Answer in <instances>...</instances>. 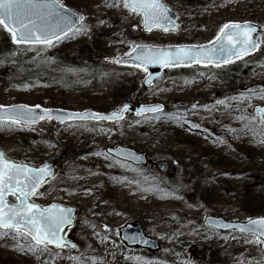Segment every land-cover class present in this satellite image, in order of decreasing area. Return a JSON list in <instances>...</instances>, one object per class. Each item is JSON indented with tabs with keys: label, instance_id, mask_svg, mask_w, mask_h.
Wrapping results in <instances>:
<instances>
[{
	"label": "rangeland",
	"instance_id": "1",
	"mask_svg": "<svg viewBox=\"0 0 264 264\" xmlns=\"http://www.w3.org/2000/svg\"><path fill=\"white\" fill-rule=\"evenodd\" d=\"M68 1L77 6L66 4L83 17L82 23L48 45L50 53L71 49L70 59L79 58L100 70L94 69L87 80L80 78L83 84L68 82L69 78L58 82L53 71L44 78L13 82L9 71L0 72V104H57L80 111L98 110L107 103L114 109L124 102H110L114 92L138 85L134 92L145 102L161 103L166 110L163 116H128L114 125L0 127V150L6 158L34 165L58 158L57 178L32 201L43 207L74 206L78 211L68 233L77 250L57 252L35 245L22 233L0 231V264H264V244L256 237L218 233L203 221L207 215L227 221L249 218L232 183H252L264 190V139L259 137L264 125L253 114L254 107L264 103V91L246 92L264 86V40L252 57L224 67L194 66L189 73L168 71L147 91L141 90L140 70L114 77L112 72L120 69L104 62L139 43L178 45L188 37L195 44L208 42L225 23L249 21L250 13L264 25V0H162L179 16L180 27L171 33L144 32L141 16L125 8L123 0ZM7 36L0 27V40ZM178 101L187 107L169 108ZM116 145L145 153L147 164L133 170L111 160L104 150ZM161 162L168 163L164 172L157 167ZM205 191L216 195L204 201ZM126 223H139L160 249H126L118 239V228Z\"/></svg>",
	"mask_w": 264,
	"mask_h": 264
},
{
	"label": "snow or ice",
	"instance_id": "2",
	"mask_svg": "<svg viewBox=\"0 0 264 264\" xmlns=\"http://www.w3.org/2000/svg\"><path fill=\"white\" fill-rule=\"evenodd\" d=\"M124 7L142 14L145 28L149 31L153 27H160L162 22L167 20L168 10L160 0H125ZM55 8H63V5L55 4L51 0H0V27L11 34L14 43L51 45L52 41L59 40L66 30L71 31L73 24L70 16L54 13ZM167 30L164 28V31ZM255 31L256 29L247 23H225L216 37L218 47L209 50L178 48L173 53L136 47L132 49L136 53L133 59L137 63L134 66L141 67L158 62L174 67L184 59L212 62V55L209 53L218 55L228 63L232 57L240 58L259 47L260 42L253 38ZM258 111L264 113V109ZM45 115H48L47 110ZM120 116L121 113H114L110 117L97 118L119 119ZM43 118L44 116L40 117ZM4 119L18 124L22 121L34 123L36 118L31 110L17 115L0 110V121ZM44 174V169L36 171L8 162L3 153H0V228L14 229L18 233L23 231L32 238L35 245L55 244L60 247L63 241L59 232L65 223L70 222L65 210L58 209L55 205L40 208L28 199L30 194L36 192ZM8 192L19 193L15 206L9 207L5 203L4 196ZM249 224L257 226L251 229L254 235L259 231L260 237H264V219L249 220Z\"/></svg>",
	"mask_w": 264,
	"mask_h": 264
},
{
	"label": "water",
	"instance_id": "3",
	"mask_svg": "<svg viewBox=\"0 0 264 264\" xmlns=\"http://www.w3.org/2000/svg\"><path fill=\"white\" fill-rule=\"evenodd\" d=\"M125 1V0H123ZM51 2L55 4H60L57 0H51ZM160 3L163 4L167 8V20L163 21L160 27H153L151 31L147 30L144 25V18L142 14L136 13L141 15L142 17V26L143 30L147 33L152 32L153 30H160L163 33H168V32H174L179 28V22H178V14L175 10L171 9L169 6L165 5L162 0H160ZM128 9V8H127ZM130 10V9H129ZM131 11V10H130ZM59 13L61 16H70L73 24L71 26V31H65L63 35L60 36V39L67 36L69 33H71L75 28L80 26L81 24V16L76 13L75 11L63 6V8H55L54 13ZM133 12V11H132ZM229 23V22H228ZM235 23H240L244 24L247 23L254 27L256 31L253 33V38L257 39L260 42V45L257 49L254 51H250L247 55H242L240 58L232 57L230 62L225 63L218 55L209 53V55H212V62H207V61H201V62H193L192 60H181L177 63L176 66L174 67H168L164 66L161 63H149L146 66H141V67H136L134 66L137 62L133 59V57L136 55L132 51L133 48L140 47L145 50L149 49H160L164 50L167 52H175L178 48H184V49H194L196 51H199V49L204 48L206 50L213 49L214 47H218L217 42H216V37L212 39L208 43H203V44H182V45H166V46H156L153 44H136L133 46V48L122 54L119 55L118 57H107L104 59L105 62L108 63H116L119 66L122 67H129V68H135L139 69L144 73V78L141 81V90L147 91L151 89L155 84H157L163 77L164 71L165 70H173V69H178V68H188L192 66H213V67H221V66H226L229 64H232L234 62H237L239 60L244 59L245 57L251 56L257 52V50L260 48L262 45V28L261 26L252 23V22H235ZM164 28H167V31H164ZM8 32V31H7ZM9 33V32H8ZM10 34V33H9ZM11 35V34H10ZM12 38V36H11ZM12 43L14 45H45V44H24V43H14L13 39H11ZM57 40H53L55 42ZM119 61V62H117ZM146 67V70H145ZM261 92L264 91L263 86H258V87H253L249 88L246 90L248 93H254V92ZM187 106V103L184 101H179L171 105V108H184ZM259 109H264V104L261 106H256L253 110L254 115L260 119V121L264 124V113H261L258 111ZM0 110L4 111L5 113L11 112L13 115L20 114L22 112H27L28 110H31L32 115L36 118L34 123L31 122H21L18 123L17 125H22V126H28V127H34L37 126L38 124L42 122H56L60 125L67 124L70 122H107V123H114L118 122L119 120L123 119L126 114H133L136 117H141L145 115H154L161 113L163 111V105L159 103H153V104H139V105H133L130 103H123L121 104L117 109L111 110L107 113L105 112H97L93 111L90 109H85V110H80V111H70V110H63L60 108H45L39 105H34V106H29L25 104H16V105H0ZM45 110H47L48 115H45ZM114 113H121V116L119 119H98L97 117H110ZM41 116H44L43 119H40ZM49 116L51 118H49ZM1 123H12L11 120L9 119H4L3 121H0ZM16 124V123H13ZM105 152L111 156L114 159H117L119 161L129 163L133 166H144L146 164V154L138 152L136 150H133L131 148L123 147V146H115V147H109L105 149ZM0 153H3L2 150H0ZM4 159L8 162H11L16 165H23L26 166L27 168L33 169V170H40L44 169L45 174L43 176V179L40 183V185L37 187L36 191H38L42 186L48 184L51 180L55 179L57 176V170L55 167L56 161L51 160L47 162L44 165L37 166L29 163H24V162H18L15 160H11L5 157L3 153ZM168 163L166 162H161L157 165L160 171L164 172L167 170ZM35 194V193H34ZM34 194H30L28 199L30 203H33L40 208H49L53 205H55L58 209H64L65 214L68 216L69 221L68 223H65L62 226V230L59 232V236L62 238L63 244L60 247H57L55 244H40L43 246H51L55 248L56 251H60L61 249L67 248L69 250H77L78 245L71 241L70 239L67 238L68 231L70 228L73 226L74 223V218L77 213L76 207L73 206H67L64 204H59V203H53L47 207H42L41 205L34 203L31 201V197ZM19 196V193H11L8 192L4 196L5 203L9 206H15L17 204V197ZM13 198L14 202H11L9 198ZM258 219H264V216H258V217H253L246 219L244 221H227L223 218L212 216V215H207L204 218V224L209 227L214 229L217 232H236L239 234L243 235H251L259 239L262 243H264V237H260L259 231L256 232L254 235L251 231L252 228L257 227L255 225H250L249 220H258ZM243 229V230H242ZM2 231H9V232H17L14 229H8V228H0ZM27 235L23 231L19 232ZM28 236V235H27ZM31 240L32 238L28 236ZM118 239L119 241L124 245V247L128 249H141V250H146V251H158L160 249L159 243L150 237H148L143 229L141 228L139 223H126L122 227L118 229ZM33 241V240H32Z\"/></svg>",
	"mask_w": 264,
	"mask_h": 264
},
{
	"label": "trees",
	"instance_id": "4",
	"mask_svg": "<svg viewBox=\"0 0 264 264\" xmlns=\"http://www.w3.org/2000/svg\"><path fill=\"white\" fill-rule=\"evenodd\" d=\"M69 5L70 7H77L74 3L69 2L68 0H61ZM188 2L191 0H187ZM197 1V0H194ZM64 5V4H63ZM68 7V6H67ZM237 20V19H236ZM248 20L251 22H256V18L250 13L248 15ZM240 21V20H237ZM242 21V20H241ZM258 23V22H256ZM107 35V33H106ZM264 37V33H263ZM195 39L193 37H188L185 43H194ZM56 43V42H55ZM54 44V43H53ZM52 44V45H53ZM51 46H43V45H34V46H15L11 42V37L7 36L0 40V72L9 71L12 75L10 77L11 81H15L16 78L20 79H33L35 77L44 78L47 73L56 74V81L65 83L67 82L65 79L69 78L73 80V82H78L83 84V80H79L80 78L87 80L88 77H91L93 74V70L95 69L96 73L100 70L98 67L94 68L91 63L82 62L81 59H70V51L71 49H63L59 51L56 55L50 53ZM31 52L35 55H29ZM39 55V56H38ZM53 55V56H52ZM55 55V56H54ZM120 72H112L114 77L124 76L125 71H133V69L121 68L117 65ZM179 71L190 72V69H177L172 70L170 72L177 73ZM28 83V82H26ZM138 89V85L134 88V90H130L126 87H121L118 91L114 92L113 96L110 98V102L114 104L119 101L129 102L132 104H140L145 103L143 97L139 96L138 91L134 92ZM53 107H57L58 105H52ZM61 107H63L61 105ZM113 107L107 103H101L97 106L96 109L100 111H109ZM133 119V116H131ZM16 125L2 124L0 123V127L11 128ZM256 131H259L258 128H254ZM256 136V135H255ZM49 139L52 140L55 144H58V140L52 133H49ZM259 137L264 139V134L260 133ZM260 139V140H261ZM207 151V150H206ZM177 156V155H175ZM245 156V155H244ZM245 162L249 163V156L245 157ZM228 162L224 158V163ZM255 161H253V164ZM229 164V163H227ZM255 164L253 165V167ZM252 167V168H253ZM230 187H235L232 189H236L237 193L241 195V204L244 209L245 214L250 217H255L260 215V213L264 210V190L258 189L252 183L249 184L247 182H236L232 183ZM260 191V195L254 197ZM168 195H173L171 191H167ZM216 195V191L212 194L209 191H205L202 195L204 201H207L210 197L212 198ZM250 200H254L255 202H250Z\"/></svg>",
	"mask_w": 264,
	"mask_h": 264
},
{
	"label": "flooded vegetation",
	"instance_id": "5",
	"mask_svg": "<svg viewBox=\"0 0 264 264\" xmlns=\"http://www.w3.org/2000/svg\"><path fill=\"white\" fill-rule=\"evenodd\" d=\"M106 149V148H105ZM104 152H105V150H104ZM105 154L109 157V155L105 152ZM110 159L111 160H114L115 162H118V163H120V164H123V165H127L129 168H131V169H135V170H137L138 168H142L143 166H133V165H131V164H129V163H125V162H122V161H118V160H115V159H113L111 156H110ZM148 160V159H147Z\"/></svg>",
	"mask_w": 264,
	"mask_h": 264
}]
</instances>
